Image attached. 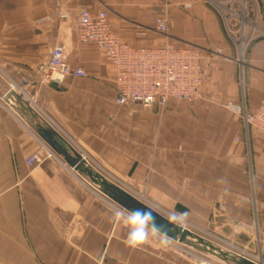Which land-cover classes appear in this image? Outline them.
Masks as SVG:
<instances>
[{
    "label": "crops",
    "instance_id": "obj_1",
    "mask_svg": "<svg viewBox=\"0 0 264 264\" xmlns=\"http://www.w3.org/2000/svg\"><path fill=\"white\" fill-rule=\"evenodd\" d=\"M85 8L107 10L131 45L200 47L202 98L173 99L162 110L118 105L115 68L78 37ZM159 14L170 19L167 35L154 28ZM57 42L85 77L44 79ZM230 104L264 106V38L242 61L202 0H0V264H95L98 255H61L58 245H106L123 233L114 213L124 208L42 136V121L108 181L233 244H263L264 258V135ZM33 153L45 160L30 167Z\"/></svg>",
    "mask_w": 264,
    "mask_h": 264
},
{
    "label": "built area",
    "instance_id": "obj_2",
    "mask_svg": "<svg viewBox=\"0 0 264 264\" xmlns=\"http://www.w3.org/2000/svg\"><path fill=\"white\" fill-rule=\"evenodd\" d=\"M169 22L168 15H158L154 28L167 35ZM77 33L82 42L96 44L115 68V102L118 105L162 110L173 99L192 103L202 98L205 73L204 52L200 47L171 42L155 47L131 45L113 31L107 10L94 13L83 9L77 21ZM86 75L84 68L68 64L66 47L64 43L57 42L52 49L44 79L63 83L67 76ZM229 106L241 115L247 129L256 128L264 135V106L256 111H249L245 104ZM44 160V156L33 153L27 157L26 163L33 167Z\"/></svg>",
    "mask_w": 264,
    "mask_h": 264
},
{
    "label": "rangeland",
    "instance_id": "obj_3",
    "mask_svg": "<svg viewBox=\"0 0 264 264\" xmlns=\"http://www.w3.org/2000/svg\"><path fill=\"white\" fill-rule=\"evenodd\" d=\"M204 5L215 12L223 25L225 34L229 41L236 46L238 57L243 61L249 47L257 40L264 38V6L263 0H202ZM160 15V14H159ZM139 201L153 206L148 198L135 196ZM158 211V208L153 207ZM125 210V209H124ZM164 216L173 219L178 224H184L193 233L203 237L206 241L230 250L257 263L263 262V244L244 247L233 244L226 238L221 237L214 231L204 230L184 223L182 220L174 218L168 211L160 210ZM123 233L106 245H79V244H59L61 255L68 253L81 255H98L95 264H118L119 255H140V264H226L220 259L212 256L204 250L192 245L175 241L157 231L150 234L148 240L137 248H130L126 244L128 229L122 222ZM100 247V250L99 248ZM83 248L87 249L83 251ZM91 253V254H88Z\"/></svg>",
    "mask_w": 264,
    "mask_h": 264
},
{
    "label": "water",
    "instance_id": "obj_4",
    "mask_svg": "<svg viewBox=\"0 0 264 264\" xmlns=\"http://www.w3.org/2000/svg\"><path fill=\"white\" fill-rule=\"evenodd\" d=\"M14 93L15 91L9 88L8 92L4 96V99L6 100L8 96L13 95ZM38 125L40 127V133L42 134V136L59 153L63 154L67 161L71 163L77 171H81L87 174L92 179V183L95 186H97L108 197H110L124 209L131 210L136 208H151L154 217V224L158 233L175 241L186 243L204 250L226 264H260L235 252L225 250L209 241H206L203 237L193 233L191 230L183 227L181 224L172 221L148 204L139 201L136 197L125 191V189L108 181L103 176L94 171L93 168L83 159V157L79 153L75 152V158H72L60 144L61 142L55 141V137L58 136L57 132L53 128L49 127L44 121L38 123Z\"/></svg>",
    "mask_w": 264,
    "mask_h": 264
},
{
    "label": "clouds",
    "instance_id": "obj_5",
    "mask_svg": "<svg viewBox=\"0 0 264 264\" xmlns=\"http://www.w3.org/2000/svg\"><path fill=\"white\" fill-rule=\"evenodd\" d=\"M115 218L121 220L128 229L126 244L130 248H137L145 243L150 234L157 231L151 208L115 210Z\"/></svg>",
    "mask_w": 264,
    "mask_h": 264
},
{
    "label": "bare ground",
    "instance_id": "obj_6",
    "mask_svg": "<svg viewBox=\"0 0 264 264\" xmlns=\"http://www.w3.org/2000/svg\"><path fill=\"white\" fill-rule=\"evenodd\" d=\"M13 90L15 91V89L13 88ZM169 219H171V218H169ZM171 220H173V219H171ZM182 225V224H181ZM183 226V225H182ZM184 227V226H183ZM187 228V227H186ZM188 229V228H187Z\"/></svg>",
    "mask_w": 264,
    "mask_h": 264
}]
</instances>
